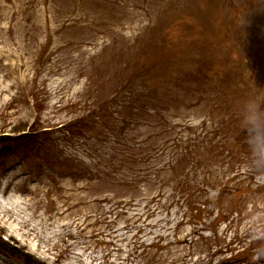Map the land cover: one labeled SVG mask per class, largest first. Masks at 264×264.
Listing matches in <instances>:
<instances>
[{
    "label": "rangeland",
    "instance_id": "1",
    "mask_svg": "<svg viewBox=\"0 0 264 264\" xmlns=\"http://www.w3.org/2000/svg\"><path fill=\"white\" fill-rule=\"evenodd\" d=\"M256 136L264 0H0V264H264Z\"/></svg>",
    "mask_w": 264,
    "mask_h": 264
},
{
    "label": "clouds",
    "instance_id": "2",
    "mask_svg": "<svg viewBox=\"0 0 264 264\" xmlns=\"http://www.w3.org/2000/svg\"><path fill=\"white\" fill-rule=\"evenodd\" d=\"M249 123L255 128L258 126V117L252 115L249 118ZM256 146V151L259 156H264V136H256L253 138Z\"/></svg>",
    "mask_w": 264,
    "mask_h": 264
},
{
    "label": "trees",
    "instance_id": "3",
    "mask_svg": "<svg viewBox=\"0 0 264 264\" xmlns=\"http://www.w3.org/2000/svg\"><path fill=\"white\" fill-rule=\"evenodd\" d=\"M163 39H164V37H163ZM163 39H162V41H163ZM156 93V91H154V94ZM132 94V93H131ZM136 98H138V95H136ZM135 103H136V99H135V101H132V102H128V106H127V109L129 110V111H131V112H133V109H135V110H137L138 108H136L135 107ZM101 107L102 106H99V109L101 110ZM148 107H152V106H148ZM141 109H143V108H141ZM154 109V108H153ZM93 112H90V113H87V115H86V118H89L90 116H91V114H92ZM148 121H150V122H156L157 120V118L155 119L153 116H149L148 117ZM159 119V118H158ZM86 120V119H85ZM87 122H88V124L90 123V121H88L87 120ZM157 127L158 128H161L162 127V125H160V124H158L157 125ZM163 128V127H162ZM164 132H165V130H164ZM240 144H242V141H241V143ZM3 151L4 150H0V152H2L3 153Z\"/></svg>",
    "mask_w": 264,
    "mask_h": 264
},
{
    "label": "bare ground",
    "instance_id": "4",
    "mask_svg": "<svg viewBox=\"0 0 264 264\" xmlns=\"http://www.w3.org/2000/svg\"><path fill=\"white\" fill-rule=\"evenodd\" d=\"M3 211H6L5 209L1 208ZM0 209V213H4L2 210ZM34 234V232H33ZM33 236V235H32Z\"/></svg>",
    "mask_w": 264,
    "mask_h": 264
}]
</instances>
